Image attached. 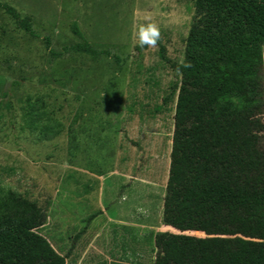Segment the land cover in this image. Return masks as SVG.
Segmentation results:
<instances>
[{
  "label": "rangeland",
  "instance_id": "374dc122",
  "mask_svg": "<svg viewBox=\"0 0 264 264\" xmlns=\"http://www.w3.org/2000/svg\"><path fill=\"white\" fill-rule=\"evenodd\" d=\"M0 2L37 34L0 9V186L45 211L36 231L67 264H153L155 234L174 230L161 214L179 79L159 48L183 59L192 1ZM73 21L111 55L52 58L45 37L55 51L79 42ZM148 22L161 30L155 48L134 37Z\"/></svg>",
  "mask_w": 264,
  "mask_h": 264
},
{
  "label": "trees",
  "instance_id": "16d2710c",
  "mask_svg": "<svg viewBox=\"0 0 264 264\" xmlns=\"http://www.w3.org/2000/svg\"><path fill=\"white\" fill-rule=\"evenodd\" d=\"M191 1L183 59L159 48L179 79L161 214L174 230L155 234L153 264H264V0ZM0 9L37 36L16 8ZM71 31L80 41L60 51L45 37L52 58L70 50L111 55L76 21ZM45 219L35 201L0 186V264H67L36 231Z\"/></svg>",
  "mask_w": 264,
  "mask_h": 264
},
{
  "label": "clouds",
  "instance_id": "9594fccd",
  "mask_svg": "<svg viewBox=\"0 0 264 264\" xmlns=\"http://www.w3.org/2000/svg\"><path fill=\"white\" fill-rule=\"evenodd\" d=\"M161 30L157 23L148 22L141 24L138 30H134V37L138 40L141 48H155L161 40ZM184 67H191V64H184ZM179 72L180 70L177 69Z\"/></svg>",
  "mask_w": 264,
  "mask_h": 264
}]
</instances>
